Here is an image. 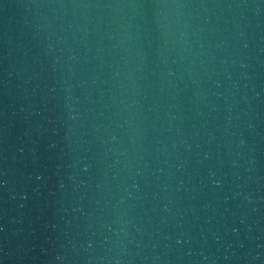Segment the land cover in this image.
Wrapping results in <instances>:
<instances>
[{"label": "water", "instance_id": "obj_1", "mask_svg": "<svg viewBox=\"0 0 264 264\" xmlns=\"http://www.w3.org/2000/svg\"><path fill=\"white\" fill-rule=\"evenodd\" d=\"M0 264H264V0H0Z\"/></svg>", "mask_w": 264, "mask_h": 264}]
</instances>
